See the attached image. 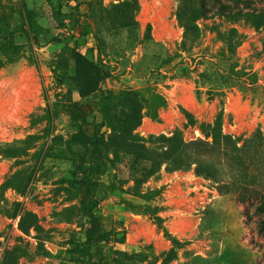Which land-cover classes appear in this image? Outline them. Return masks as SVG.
Returning a JSON list of instances; mask_svg holds the SVG:
<instances>
[{
    "label": "rangeland",
    "instance_id": "rangeland-1",
    "mask_svg": "<svg viewBox=\"0 0 264 264\" xmlns=\"http://www.w3.org/2000/svg\"><path fill=\"white\" fill-rule=\"evenodd\" d=\"M75 51L111 73L95 95ZM0 264H264V0H0Z\"/></svg>",
    "mask_w": 264,
    "mask_h": 264
},
{
    "label": "trees",
    "instance_id": "trees-1",
    "mask_svg": "<svg viewBox=\"0 0 264 264\" xmlns=\"http://www.w3.org/2000/svg\"><path fill=\"white\" fill-rule=\"evenodd\" d=\"M186 22V20H185ZM184 43V42H183ZM232 45V44H231ZM232 55H235V51L231 49ZM177 54V53H176ZM75 61V73L72 76L74 84L78 87L80 95L82 97H87L89 95H95L98 89L106 79L111 76L108 69L100 66L97 62L87 57L81 51H75L73 54ZM172 60V58H170ZM185 72L193 71L190 67L184 69ZM232 74V82H237L241 87L245 89H260L263 87L259 83L257 77L255 78L254 73L247 71L246 69H239L234 67L230 72ZM149 87L156 89V86L151 83ZM166 103V99L157 93H153V104L154 106H160ZM89 103H76L78 110L73 111L75 119H82L78 126V131L71 135L72 141L76 143H86L92 146V149L88 152V157L82 158V161L89 163L90 173H95L98 171L102 165V148L100 137L97 132H89L84 129L87 123V107ZM41 118H33V123H39ZM133 138H137L132 135ZM167 140L176 139L175 134L169 137L163 135ZM143 141L145 139L141 138ZM198 140H191L188 142L183 141L184 146L196 144ZM143 147V145H140ZM81 185H83V190L85 193H89L91 189L97 187L98 182L93 179L89 173H85L84 177L80 179ZM85 213L90 219V225L88 226L86 232V240L83 242L86 249L90 250L93 248H100L101 244L108 240L109 232L105 230L104 225L101 223L100 213L98 210V201L96 198L89 197L88 200L84 201Z\"/></svg>",
    "mask_w": 264,
    "mask_h": 264
}]
</instances>
